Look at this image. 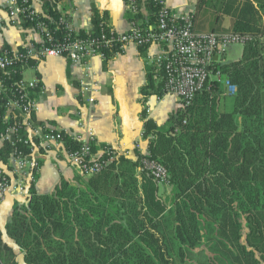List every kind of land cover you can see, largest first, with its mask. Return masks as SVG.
<instances>
[{
    "label": "trees",
    "instance_id": "obj_1",
    "mask_svg": "<svg viewBox=\"0 0 264 264\" xmlns=\"http://www.w3.org/2000/svg\"><path fill=\"white\" fill-rule=\"evenodd\" d=\"M61 1L44 0L59 40L68 24L59 21ZM251 7L233 32L253 40L240 60L221 66L237 87L226 99L232 111L221 110L223 91L211 84L169 128L146 122V134L155 137L150 157L169 171L171 193L161 196L162 187L139 171V159L123 155L88 184L62 179L50 194L32 186L6 226L25 264H264V30L245 16ZM134 19L145 30L142 15ZM111 29L96 21L79 35L98 37ZM104 52L110 59L116 49ZM20 79L15 75L9 84ZM11 151L6 146L3 154ZM16 257L0 229V264H20Z\"/></svg>",
    "mask_w": 264,
    "mask_h": 264
},
{
    "label": "crops",
    "instance_id": "obj_2",
    "mask_svg": "<svg viewBox=\"0 0 264 264\" xmlns=\"http://www.w3.org/2000/svg\"><path fill=\"white\" fill-rule=\"evenodd\" d=\"M9 1L0 0V18L3 20L0 49L21 50L27 45L41 43L39 32L10 18ZM136 1L138 14L142 15L147 26L151 25V0ZM167 2L174 12L193 15L195 30L199 33H234V25L242 19L247 4L252 7L245 16L249 20L257 19L258 27L264 30V7L260 6L264 0ZM33 6L40 14L45 12L44 0H33ZM58 10L76 33L90 32L96 21L106 23L117 34L129 33L132 26L138 24L134 19L136 14L131 12L130 0H62ZM142 47L131 44L123 53H116L110 59L96 57L92 60L94 76L101 86L94 105L88 104L80 95L85 70L78 64L65 57H49L30 65L23 73L24 80L27 83L38 81L39 86L33 91L38 110L28 134L35 138L39 136H35L37 131L40 133L47 128H55L67 134L93 137L98 153L104 148H112L133 161L139 154H150L155 137L146 134V122L151 120L158 127L169 128L182 109L178 97L163 92V67L171 50L158 44H151L144 51ZM226 53L222 66L226 64ZM222 91L220 108L232 111L233 105L226 99L234 96L237 90L232 93L222 88ZM41 153L42 169L34 183L39 194L52 193L62 179L77 187L80 181L89 183L91 176L79 174L65 155ZM7 159L8 155L5 154ZM160 194L163 196L161 190ZM17 204H20V199L15 196L0 202V229L4 242L14 249L19 263L25 264L22 253L6 234V226L11 222Z\"/></svg>",
    "mask_w": 264,
    "mask_h": 264
},
{
    "label": "built area",
    "instance_id": "obj_3",
    "mask_svg": "<svg viewBox=\"0 0 264 264\" xmlns=\"http://www.w3.org/2000/svg\"><path fill=\"white\" fill-rule=\"evenodd\" d=\"M151 2L156 21L145 30L133 25L125 34H117L111 29L109 34L101 31L98 37H84L67 24L66 33L59 40L49 27L51 18L46 12L40 14L34 8L33 0L9 1L10 18L24 24L31 23V27L41 34L42 42L27 45L21 50L0 49V100H5L4 113L0 114V202L15 196L21 204L29 195L42 169L41 152L65 155L68 163L84 176L100 175L119 155L112 148H104L98 153L94 138L79 133L67 134L47 128L40 133L37 131L35 136H39L35 138L28 134L38 110L36 100L30 99L29 94L38 88L39 82L27 83L23 73L33 63L38 64L49 57H65L78 64L85 70L80 95L88 104L94 105L101 88L93 73L94 58L106 59L105 48H115L116 53H123L131 44H158L171 50L163 67V92L178 97L183 111L211 84L236 92L237 87L221 66L229 46H244L253 40V35L199 33L195 30L193 15L174 12L167 0ZM130 8L134 14L139 13L136 0H130ZM50 21L53 22L52 19ZM59 21L67 23L63 16ZM2 26L0 18V28ZM15 75H21V79L11 86L9 82ZM22 132L26 135L23 136ZM9 145L12 151L5 160L3 150ZM137 159L141 173L148 174L162 188H170V173L161 162L151 158L150 154H139Z\"/></svg>",
    "mask_w": 264,
    "mask_h": 264
},
{
    "label": "rangeland",
    "instance_id": "obj_4",
    "mask_svg": "<svg viewBox=\"0 0 264 264\" xmlns=\"http://www.w3.org/2000/svg\"><path fill=\"white\" fill-rule=\"evenodd\" d=\"M244 46L241 44H234L227 48L226 63H231L242 57ZM161 193L164 197L171 193V188H161Z\"/></svg>",
    "mask_w": 264,
    "mask_h": 264
}]
</instances>
